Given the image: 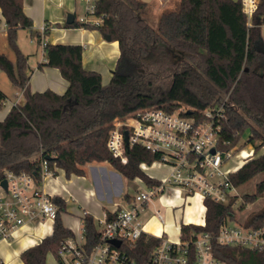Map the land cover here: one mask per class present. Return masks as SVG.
I'll return each mask as SVG.
<instances>
[{
  "label": "trees",
  "instance_id": "trees-1",
  "mask_svg": "<svg viewBox=\"0 0 264 264\" xmlns=\"http://www.w3.org/2000/svg\"><path fill=\"white\" fill-rule=\"evenodd\" d=\"M6 20L7 40L15 61L0 53V70L22 91L24 101L15 104L0 121V175L6 171L27 173L42 183V163L56 174L84 176L88 163L107 162L128 180L141 179L152 186L159 181L141 169L162 159L141 146L128 150L127 164L121 163L107 147L111 124L147 109L202 119L212 106L225 104L220 121L219 145L223 151L239 153L252 146L254 157L229 175L240 187L264 173V0L248 23L239 0H180L175 12L162 17L158 29L143 18L146 5L140 0H95L94 16L99 24L75 18L67 28L98 30L118 42L120 56L108 84L101 74L83 67L81 45L49 44L46 62L39 67L56 68L68 82L63 94L50 89L32 92L29 56L19 46L20 30H33V21L23 0H0ZM33 32V31H32ZM49 33V28L44 35ZM41 43V32H33ZM7 95L0 89V110ZM249 133L241 146L244 135ZM264 197V179L255 193L246 195L239 209ZM131 196L124 200L129 202ZM59 211L50 236L21 253L24 264H46L48 253L57 254L61 243L74 233L63 224L66 202L54 197ZM237 199L227 204L205 200V225H182L181 241L192 242L196 235L209 234L215 256L229 264H264V251L218 244L220 227L236 220ZM108 213V218L112 215ZM82 227L89 247L99 231L94 217L85 213ZM245 226L264 227V208L251 214ZM160 244L154 236L143 235L129 254L139 264H152V252Z\"/></svg>",
  "mask_w": 264,
  "mask_h": 264
},
{
  "label": "built area",
  "instance_id": "built-area-1",
  "mask_svg": "<svg viewBox=\"0 0 264 264\" xmlns=\"http://www.w3.org/2000/svg\"><path fill=\"white\" fill-rule=\"evenodd\" d=\"M80 1L87 4V12L79 21L101 23L102 20L94 16L95 0ZM239 2L251 25L259 0ZM46 29L41 31L40 45L44 51ZM224 107L223 103L208 108L202 113V119L183 115L189 109L182 108L174 113L147 109L113 121L107 147L114 157L127 164L128 150L141 146L153 154L162 155V159L152 166H168L171 171L158 184L146 185L126 205L110 212L111 219L107 213L98 224L99 236L92 247L87 244L83 227L73 237L65 239L54 255L55 264H139L128 251L135 248L143 235H149L140 220V209L164 194L168 187L181 189L190 196L199 195L204 204L206 199L223 204L237 199L240 196L238 187L229 181V175L237 170L230 164L242 150L235 154L220 148V121L224 117ZM252 157L253 149L243 160ZM140 167L147 171L149 166L141 164ZM42 171V182L53 175L46 160L42 163ZM53 199L54 195L37 184L30 174L6 171L0 175V243L17 239L22 228L35 222L44 226L52 223L53 229L59 211ZM156 215L163 219L160 211ZM156 238L160 244L152 252V264H229L215 256L209 234L196 235L192 242ZM112 241H119L120 246L116 247ZM216 241L223 246L264 251V227L248 228L245 224L227 222L220 227ZM0 264H6L1 257Z\"/></svg>",
  "mask_w": 264,
  "mask_h": 264
},
{
  "label": "crops",
  "instance_id": "crops-1",
  "mask_svg": "<svg viewBox=\"0 0 264 264\" xmlns=\"http://www.w3.org/2000/svg\"><path fill=\"white\" fill-rule=\"evenodd\" d=\"M146 5L143 13V18L153 28L158 29L163 16L175 12L178 8L180 0H140ZM78 2V0H75ZM74 0H23V8L25 14L33 21V32H41L43 28L48 27L49 33L44 37V40L49 44H66V45H81L83 51V67L87 71H95L101 74L102 83L106 85L109 83L112 73L115 69L116 63L120 56V49L118 42H111L105 39V36L98 30H90L83 28H67V18L72 11L76 9ZM77 20L76 14H73ZM31 30H20L18 43L22 52L29 56V66L31 68L30 88L32 92H44L48 89L63 94L68 88V82L62 77L61 72L56 68L47 66L39 67L40 64L46 62L45 51L38 47V40ZM30 37L32 44L25 45L23 43V36ZM40 45V44H39ZM0 53L7 55L12 61H15V54L10 49L7 40L6 20L0 9ZM9 78L0 70V89L7 95V101L0 110V121H3L11 108L15 104L23 103L24 97L22 91L16 89L14 98H9V91L11 89ZM12 84V83H11ZM13 85V84H12ZM251 152V151H250ZM249 152V153H250ZM107 162L88 163L84 166V176L71 175L66 176L65 171L61 169L56 170V174L48 176L45 181L41 183L43 188L54 195V197H61L66 202L67 214L71 211L72 201L78 203L79 210L82 214L72 225L63 224L69 228L73 233H78L82 229V217L85 213H89L94 217L96 224L106 218L107 212H114L119 207L126 205L128 202L124 200L128 193L124 192V186L117 189V193L112 197L109 193V188L113 187V182L106 178H99L100 172L107 170ZM149 168H155L158 173H149ZM170 167L160 166L158 164L149 166L145 171L150 177L160 181L170 173ZM111 179L119 182L120 176L112 172ZM132 181V180H130ZM136 183V193L143 189L146 184L141 179L132 181ZM116 187V186H115ZM167 191V192H166ZM165 193L159 196L162 205L170 206L171 219L165 221L160 210H156L148 220L144 223L146 233L154 237H165L170 241L175 239L170 236V233L177 232L178 239H181L182 225H205L206 207L201 197L198 195L190 196L185 191L174 187H168ZM120 197L121 201H116L115 198ZM133 198V196H131ZM199 198V199H198ZM153 200L150 203H154ZM149 203L145 206L147 207ZM202 208V209H201ZM160 211L163 219L160 220L156 212ZM78 213V211H76ZM75 216V214H72ZM46 227V225L44 226ZM30 230L24 227L21 232ZM170 230L172 232H170ZM47 231V230H46ZM50 231V230H49ZM45 232L43 238L38 241V237L25 236L20 242L26 249L39 244L45 237L50 236ZM48 234V235H47ZM17 238V239H18ZM21 252V253H22Z\"/></svg>",
  "mask_w": 264,
  "mask_h": 264
},
{
  "label": "rangeland",
  "instance_id": "rangeland-1",
  "mask_svg": "<svg viewBox=\"0 0 264 264\" xmlns=\"http://www.w3.org/2000/svg\"><path fill=\"white\" fill-rule=\"evenodd\" d=\"M76 6V9L74 11H72L70 14H76L78 19L80 18H84L85 14L87 12V4L85 2H82L80 0H78V2H75L74 0V5ZM90 19H95L90 17ZM261 38L264 41V26H262L261 28ZM23 43L26 45H35L32 44L30 37L26 36V34H24L23 38ZM38 47H40V49H42L41 45L38 44ZM9 85L11 87V89H13V91H9V98H14V92L17 89L15 86H13L11 84V82H9ZM249 133L247 132L244 135L243 138V142L241 143V146L245 144L246 140L248 139ZM253 149L252 146H246L245 149H243L242 151H247L250 152ZM264 152V149L261 151V153ZM255 156V155H254ZM239 155L237 157H234L233 161L231 162L230 166H235L237 164V161L239 160ZM107 170H103V172H100L99 178H106L109 181L111 180L113 182V187L109 188V193L111 194V196L113 197L116 193H117V189L121 188V186H124V192L130 194V196H135L136 194V183L138 182H132L130 180H128L127 178H125L124 176H122V174L118 173L117 171H115L111 166L107 165ZM112 172L115 173L116 175H119L121 178L119 180V182H116V184H114V179L112 180ZM149 173H158V170H156L155 168H149ZM264 179V173L259 175L258 177L252 179L251 181L247 182L244 185H241L240 187H238V193H239V197L237 198V203L235 205V211H236V220L234 222H232L233 224H245L247 218L253 214L256 213L260 210H262L264 208V197L258 199L256 202L254 203H248L246 204V208L243 210H240L239 207L240 205L244 202V198L246 195H251L253 193H255V188H256V184L257 182L261 181ZM116 186V187H115ZM167 192V191H166ZM199 197V196H198ZM115 198V197H114ZM159 198V197H158ZM156 198L154 203H149V205L147 207L141 208L140 209V219L145 223L148 218L154 214V212L156 210H160L165 221H169L171 219V214H170V206H166V205H162V201L160 202V200ZM199 199V198H198ZM116 201L120 200V197L115 198ZM79 205L78 203L72 201V207H71V211H68L67 214L63 215V220L64 223L67 225H72L76 219L75 218H79L80 219V215L78 214H82V211L79 210ZM202 209V208H201ZM76 211H78V213H76ZM72 214H75V216H73ZM28 227L30 230L25 231V232H21V235L18 239L13 240L10 243H0V257L2 258V260L6 263V264H24V262L21 259V252L24 249L23 245L20 244L21 240L23 238H25V236L29 235L32 237H38V241H40L41 238H43V234L47 231L48 234H50V232L52 231V223H48L46 225V227H44L43 223L40 222H35L30 224ZM47 230V231H46ZM45 231V232H44ZM173 231V230H172ZM170 230V232H172ZM47 234V235H48ZM174 233H170V236L172 238H174L175 240L178 239L177 237V232L175 235H172ZM173 241L172 242H177V241ZM46 264H55L54 262V254L52 252L48 253L47 258H46Z\"/></svg>",
  "mask_w": 264,
  "mask_h": 264
},
{
  "label": "water",
  "instance_id": "water-1",
  "mask_svg": "<svg viewBox=\"0 0 264 264\" xmlns=\"http://www.w3.org/2000/svg\"><path fill=\"white\" fill-rule=\"evenodd\" d=\"M75 20V16L73 14L68 15L67 18V25H71ZM105 39L107 41H110V37L109 36H105ZM126 143H128V136L126 135ZM6 186V182L3 183ZM112 243L116 246L119 247L120 246V242L119 241H112Z\"/></svg>",
  "mask_w": 264,
  "mask_h": 264
},
{
  "label": "bare ground",
  "instance_id": "bare-ground-1",
  "mask_svg": "<svg viewBox=\"0 0 264 264\" xmlns=\"http://www.w3.org/2000/svg\"><path fill=\"white\" fill-rule=\"evenodd\" d=\"M250 155L249 152L247 151H242L240 154H239V160L237 161V164L233 167L235 170H238L240 169L245 163L246 161L243 160V158H246ZM199 196V195H198Z\"/></svg>",
  "mask_w": 264,
  "mask_h": 264
}]
</instances>
